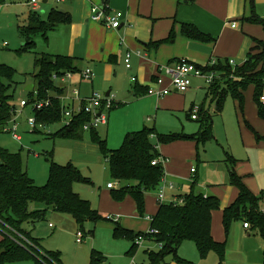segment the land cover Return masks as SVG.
I'll use <instances>...</instances> for the list:
<instances>
[{
  "label": "rangeland",
  "instance_id": "374dc122",
  "mask_svg": "<svg viewBox=\"0 0 264 264\" xmlns=\"http://www.w3.org/2000/svg\"><path fill=\"white\" fill-rule=\"evenodd\" d=\"M30 2L31 0H0V65L14 71L9 95L12 97L11 103L15 106L11 120L3 130V126L0 127L3 131L0 132V148L21 156L25 170L36 185L45 186L48 183L52 162L61 166L72 164L92 182L90 185L75 184L76 193L83 199L89 200L94 209L98 210L103 217L119 220L123 227L146 234L149 232L148 217L154 215L157 210L158 198L154 195L158 197L161 191L165 195L164 203H172L177 198L186 196L193 187L196 192L204 194L216 192L220 197H217L220 202L230 200L233 203L235 201L236 190L230 186L228 172L220 163L225 159V151H227L240 162L239 165L243 166L241 171L244 176L238 174L239 170L236 169L238 176L245 177L246 181L255 187L256 192L249 189L256 196L262 197L264 194V121L258 116L253 87L250 86L245 91L243 106L231 94L227 96L222 114L213 118L214 140L199 147L192 140H180L181 146L173 145L174 142L170 145H159V149L162 153H166L164 156L168 159L166 164L168 176L161 187L149 192L146 196L144 217L138 214L134 200L130 196L121 203L115 202L107 186L118 184L112 179L101 148L92 140L91 132L85 131L83 138L78 141L54 138V135L65 125L64 121L51 125L36 123L31 126L29 120L35 119L36 116L33 105L30 104L25 108L20 106L22 100L32 102V99L35 100L38 97L34 79L38 71L35 66L36 57L41 54H64L61 51L67 50L68 42L75 41L73 30L62 26L57 31L48 34V41L42 35L31 38L29 41L35 43L36 48L34 50L28 48L26 46L28 39L24 29L28 24L30 14L36 13V18L44 20L45 15L42 12H50L52 9L60 10L62 7L60 0H49L47 4H44L43 0H37L39 6L37 10L32 11L29 8ZM96 6L100 7L98 4ZM95 37L96 33L93 31L87 45V56L83 61L84 69L90 68L95 73L93 88L91 82L82 81L81 98L91 95L93 89L102 96H106L110 90L109 77L106 80L105 76H102L94 67V63L106 62L104 47L97 48ZM81 45L84 44L81 43ZM190 61L204 68L208 64L207 62ZM123 69L128 72L125 66ZM215 72L218 78L216 85L210 89L209 94L211 95L217 88L222 91L225 88V82L232 86L238 79L234 70L231 73L230 71L221 73L219 70ZM123 74L121 71H116L117 80L113 85L118 84L124 93H116L109 99L124 105L105 110L107 123L100 124L96 128L100 138L107 141L109 149H119L129 135L143 130L144 125H149L155 129L156 133L162 135L197 134L200 131L199 123L196 120L192 121L187 112L193 105L194 109L204 107L205 114L209 116L215 111L212 97L206 98V92L203 91L206 85L201 83L202 80L194 78L193 86L186 95L188 99L186 110L153 112L148 104V97L136 101L127 98L130 84ZM128 76L129 74L127 78ZM75 77L77 79L79 76ZM56 84L58 88L63 89L61 82L56 81ZM30 86H33V89L27 90ZM66 86L67 91L63 90V95L60 96L62 99L68 97V94L73 96L74 83L66 84ZM49 94L55 96L52 91ZM69 103L70 101H67L64 104L69 105ZM148 119L151 120L150 123H147ZM14 124H17L20 141L14 139L10 132ZM259 137L262 140H259ZM152 139L153 143L157 144L154 134H152ZM247 162L250 163L251 168H245ZM195 180H198L197 185L194 183ZM170 184H173L172 189ZM39 207L42 206H37ZM260 209H263L261 210L263 212L264 206H260ZM221 213L222 211L219 210L216 214L220 218L218 232L222 235L221 243L226 242L223 257L212 251L206 258H201L193 242H185L178 255L195 264H253V262H246L237 252H245L251 261L259 259L264 250L262 234L259 230L252 228L245 232L243 222L235 220L231 223L227 235L222 224ZM213 220L215 224V216ZM50 224L55 229L50 228ZM74 224L75 221L70 215L50 213L46 221L24 224L23 229L28 234L22 235L21 242L34 247L36 249L34 253L37 256H44L46 251L60 252L64 264H132L133 260L138 264H149L145 252L157 249L155 244L143 243L138 245V252L136 251L135 256L127 255L131 243L125 239H115L113 237L114 224L109 221H100L96 225L86 223L84 226L86 237L79 244L77 234L80 229L74 228ZM2 230L4 231L5 227L0 223V240L3 239ZM248 233L251 236L248 237ZM32 238L40 241L38 246L35 247ZM98 258H103V261L98 262ZM52 261V264H57V261ZM167 261L168 264H178L172 257H169ZM14 264L36 263L29 260Z\"/></svg>",
  "mask_w": 264,
  "mask_h": 264
},
{
  "label": "trees",
  "instance_id": "16d2710c",
  "mask_svg": "<svg viewBox=\"0 0 264 264\" xmlns=\"http://www.w3.org/2000/svg\"><path fill=\"white\" fill-rule=\"evenodd\" d=\"M183 1L189 4L195 2V0ZM36 15V13L30 14L28 24L24 29L28 39L26 46L32 50L36 48V45L30 43L31 38L42 35L48 41L50 32L71 23L70 15L66 12L62 13L59 9H52L44 20L36 18ZM248 20L264 28V18L252 15ZM182 31L187 38L192 40L201 42L214 40L193 25H184ZM37 57L35 66L38 71L34 76L37 99H48L51 104L48 108L35 112L36 122L43 125L60 123L63 119V105L60 96L63 95L64 89L56 86L55 76L62 78L68 72L81 73L82 60L51 54H41ZM208 70H219L221 73H226V71L231 73L234 70L238 79L232 86L225 82V88L222 91H219V88L214 91L212 94V101L215 104L214 115L209 116L203 110H199V119H202L198 120L200 131L197 134L161 135L157 134L154 129L144 128L129 135L119 149L112 150L109 149L107 141L100 138L96 129L88 130L91 132L92 140L101 148L112 179L118 184V187L111 190L112 199L115 202H123L126 197L130 196L136 203L138 214L144 217L146 194L161 187L166 180V159L160 155L159 145L192 140L199 147L214 139L213 118L222 114L229 94L243 106L245 91L252 86L258 116L264 120V103L261 101L264 98V41L255 40V45L251 48L247 60L241 66L232 67L228 62H218ZM13 75L12 69L0 65V127L3 126L2 130L11 120L15 109L11 103L12 97L9 95ZM215 85L216 81L210 87ZM51 91L55 93V96L49 94ZM190 114H187L189 118ZM90 121L91 116L81 111L69 125H64L54 135V138L81 140L87 131L84 127ZM2 130L0 132H3ZM152 134L157 144L153 143ZM224 163L231 186L238 190L235 202L223 210V226L226 234H229L231 223L240 220L258 229L264 238V213L259 209L261 198L254 195L243 179L237 175L235 170L237 160L229 153H226ZM75 184L90 185L92 182L72 164L61 166L52 162L48 183L45 186H38L25 170L21 156L0 148V223L5 227L1 233L3 239L0 240V264H14L29 260L36 264H52V260L57 261V264H63L60 252L46 251L44 256H37L34 253L36 249L30 244L23 246L17 242L22 241L23 234H28L23 229L24 224L46 221L49 212L70 215L84 234L86 223L90 222L94 225L100 221L113 223V237L125 239L131 243L129 255L136 253L140 237L149 238L157 247L156 251L146 252L149 264H168L169 257H172L178 264H195L178 255L179 249L185 242H193L201 258H206L212 251L222 257L225 254L226 242H217L212 236L213 214L221 209V202L215 196L196 192L193 187L186 196L180 197L184 200L182 203L158 202V210L150 218V230L143 234L124 228L119 220L103 217L98 210L93 208L89 200L83 199L75 192ZM37 206L42 207L37 208ZM150 231H156L157 234L151 235ZM32 240L35 242V247L39 245V240L35 238ZM97 261L101 262L103 258H98ZM261 264H264V254Z\"/></svg>",
  "mask_w": 264,
  "mask_h": 264
},
{
  "label": "crops",
  "instance_id": "0c3cea01",
  "mask_svg": "<svg viewBox=\"0 0 264 264\" xmlns=\"http://www.w3.org/2000/svg\"><path fill=\"white\" fill-rule=\"evenodd\" d=\"M48 2L49 0H47V3ZM60 2L62 4V7L60 8L61 12H66L71 17V23L63 27H66L67 29L71 28L73 30V39L75 41L68 42L69 45L67 44V50L61 51L64 54L59 55L70 56L82 60L80 64L81 72L90 69H84L83 61L87 56L86 52L90 35L92 36V32L94 31L96 33L95 41L97 48L99 49L100 46H103L105 52L104 60H106V62L104 61V63H94V67L99 70L102 76H105L106 80H108L109 77L108 87L110 88V90L106 93V96L110 97L114 96V94L116 93H124V90H122V87H120L118 84L113 85L117 80L116 71H121L124 73V78L128 79L130 84L128 88L129 91L127 98L134 99V101H136L138 99H144L145 97H148V104L152 108L153 112H179L181 110H186L188 104V99L186 95L193 86L192 81V86L186 93L174 92L164 98H155L152 96H148L147 91L150 87L155 86L154 83L156 78L158 77V74H160V68H164L167 66L171 67L173 66V64L183 59L188 61L194 60L199 62H207L208 64L211 63L212 60H216L219 63H226L230 60H234L237 66H241L247 60V56L251 51V48L255 45V40L264 41L263 26L260 24L252 23L248 20L252 15H256L261 19L264 18V0H195V2L192 4H189L183 0H60ZM96 4H98L102 8H105L107 12L123 13V18L121 19V27L117 30H113L107 28L106 26L104 28L103 24L95 22L93 23L90 19L91 9L94 5L96 6ZM38 6L39 5L37 3L36 7L30 5L29 8L32 11H35L37 10ZM42 13L45 15L46 18L49 12L47 11ZM233 24H236V27H233ZM184 25H193L202 33L211 36L214 40L212 42H201L189 39L184 35L182 31ZM81 43L84 45L82 46ZM157 43L159 45H156ZM128 54L131 55L132 68L130 70H127L126 68V58ZM124 66L128 72H125V69H123ZM127 74H129L128 78ZM133 77L136 78V82L132 81ZM161 77H165V85H168V77L164 75V73ZM93 82L94 80L91 81L92 88ZM203 82L204 81H202L201 83L203 85H206L204 84L205 82ZM70 83H74V87H77L80 91L81 84L83 82L79 80L78 83V80H76ZM206 86L203 88V91L206 92V98L209 96L212 97V95L209 94L211 87ZM62 88L65 89L64 86H62ZM142 88L144 89L142 90ZM65 91H67V88L65 89ZM93 92L94 89L92 93ZM91 95H88L86 98H81L80 93V97L77 99L72 96L74 100L70 97L72 99L71 101L73 102L71 103V105L74 106V109H78L80 106L82 107L84 101L88 99ZM66 102L67 101H65V103ZM113 103V109L120 105H124L121 102L113 101ZM195 109L193 105L192 108L187 112V114L191 113V120L192 116L194 115ZM199 109L206 111L204 107H200ZM211 115H214V113ZM201 119L198 120L201 121ZM198 120L196 121L199 123ZM144 122L146 123L145 120ZM150 122L151 120L148 119L147 123ZM144 128L154 129L149 127V125H144ZM259 140H262V138L259 137ZM179 142L181 141L174 142V144L169 143L160 145L162 146L173 144L181 146L182 143ZM158 150L160 155L166 159L167 164L168 159L166 158V156H164L166 155V153H162L159 147ZM95 151L96 150L93 147V152ZM226 153L229 152L225 151V158ZM231 156L233 157V155ZM224 161L225 159L222 160V162L220 163H222V165H224V167L226 168ZM239 163L240 162L237 160L235 170H239L238 174L244 176L241 171V168L243 166L239 165ZM245 168H251L250 163L247 162L245 164ZM167 176L168 175L166 173V177ZM241 178L243 179V182L246 181L245 177ZM228 179L230 184L229 174ZM195 182H197V185L198 180H195ZM245 183V185H247L248 188H250L254 193L256 192L255 187L251 186L249 181H246ZM232 188L235 187L232 186ZM107 189L108 191L112 190L111 188ZM235 190L236 192L234 193V198H237L238 190L237 188H235ZM108 191L106 190V192ZM148 194L149 193H147L146 196H148ZM205 195H216V197H219L216 192ZM154 196L155 198H157L156 195ZM257 197H260L261 201L263 200V202L260 201L259 207L264 206V196L262 195V197ZM231 204L232 203L230 202V200L221 202L220 210L222 211V224L223 210L229 207ZM261 210L263 209H260V211ZM217 212L218 211L213 214V219L215 216V224L214 220H212V236L215 241L222 242V235L220 234V232H218L220 218H218L216 214ZM50 213L54 212H49L48 215ZM152 216L148 217L149 230L151 225L150 218ZM242 222L244 227V224L246 222ZM53 228L55 229L54 226ZM74 228H77L79 230L76 222L74 224ZM251 228L253 230H258L254 229L253 227H249V229L244 228V230L245 232H247ZM130 230L135 231L134 229ZM84 235L86 237V234ZM249 236H251L250 233H248V237ZM237 253H240V255L248 263L253 262V264H261L263 261L264 250L261 252L259 259H255L252 261L250 260L249 256L245 254V252ZM135 254L131 255L135 256ZM127 255L129 254L127 253Z\"/></svg>",
  "mask_w": 264,
  "mask_h": 264
},
{
  "label": "built area",
  "instance_id": "2783aa9c",
  "mask_svg": "<svg viewBox=\"0 0 264 264\" xmlns=\"http://www.w3.org/2000/svg\"><path fill=\"white\" fill-rule=\"evenodd\" d=\"M31 6L36 7L37 6V0H31ZM123 18V13L116 12V13H110L107 12L105 8L93 6L91 9V21L99 24H103L109 29L117 30L121 27V19ZM233 27H236V24H233ZM216 60H212L211 63H209L205 68L201 67L193 62H190L188 60H180L173 64V66H167L162 67L159 69L160 74H158V77L155 80V86L150 87L147 91L148 96H152L155 98H164L166 96L171 95L174 92L177 93H186L192 86V80L200 79L205 82V84L210 87L212 86L215 81L217 80V74L215 71L208 70V68H212L215 65H217ZM229 65L232 67H236V62L234 60L228 61ZM126 68L127 70H130L132 68L131 65V55L128 54L126 58ZM166 75L168 77V85H165V77H161L162 74ZM75 76H79V80L85 81V82H91L94 78V73L91 69H87L79 74L68 72L66 73L62 78H57L55 76V79L59 82H61V86H64L65 89L67 88L66 84H69V82H74L78 80ZM133 82H136V78H132ZM64 89V90H65ZM73 97L75 99L80 97V91L77 87H74V90L72 91ZM72 96L65 97L64 99H61L62 101V121L65 122V125H69L73 118L79 114L81 111H84L85 113L89 114L91 116V121L87 125H85V130L90 129H96L98 125L100 124H106L107 123V117L104 115L105 110H110L113 107V101L109 99V97L102 96L101 94L97 92H93L92 95L86 99L82 105L78 109H74V106L71 105L73 103L71 100L74 98ZM71 101L69 105L64 104L65 101ZM261 101L264 103V98L261 99ZM33 105V108L35 112L42 111L45 108H48L51 104L50 100H39L35 99L32 100H22L20 103V106L22 108L27 107L28 105ZM200 109L196 108L194 110V115L192 116V120H198V112ZM29 123L31 126H34L36 122L35 119H30ZM6 131V130H5ZM10 132L13 135V138L20 141L21 137L18 135V127L17 124H14L13 128L10 130ZM192 172H194L192 170ZM165 183V181H164ZM163 183V184H164ZM115 186L112 184L108 185V188L113 189ZM170 188H173V184H170ZM264 196V194H263ZM158 202H162L165 200L164 192L161 191L158 195ZM184 200L177 198L172 203H182ZM264 213V211L262 212ZM111 219V218H110ZM51 228H53V225H50ZM249 224L245 223L244 228L249 229ZM151 235L157 234L156 231H150ZM84 239V235L81 231L77 234V242L82 243ZM18 244L26 246L23 242L17 241ZM143 243L150 244L152 241L147 237H140L138 239V245H141ZM132 264H138L133 260Z\"/></svg>",
  "mask_w": 264,
  "mask_h": 264
},
{
  "label": "water",
  "instance_id": "95a60500",
  "mask_svg": "<svg viewBox=\"0 0 264 264\" xmlns=\"http://www.w3.org/2000/svg\"><path fill=\"white\" fill-rule=\"evenodd\" d=\"M43 3L46 4L47 0H43ZM33 86H30L27 90H31ZM107 97V96H106ZM109 97V96H108Z\"/></svg>",
  "mask_w": 264,
  "mask_h": 264
},
{
  "label": "bare ground",
  "instance_id": "6f19581e",
  "mask_svg": "<svg viewBox=\"0 0 264 264\" xmlns=\"http://www.w3.org/2000/svg\"><path fill=\"white\" fill-rule=\"evenodd\" d=\"M152 244H154V243L152 242Z\"/></svg>",
  "mask_w": 264,
  "mask_h": 264
}]
</instances>
